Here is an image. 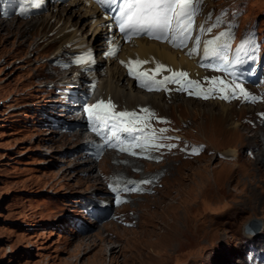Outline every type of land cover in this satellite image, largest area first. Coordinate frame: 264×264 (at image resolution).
I'll list each match as a JSON object with an SVG mask.
<instances>
[{
  "label": "rangeland",
  "instance_id": "1",
  "mask_svg": "<svg viewBox=\"0 0 264 264\" xmlns=\"http://www.w3.org/2000/svg\"><path fill=\"white\" fill-rule=\"evenodd\" d=\"M223 2L208 0L206 6ZM53 5L47 12L55 10ZM42 13L32 16L38 18L36 25L30 18H12L0 27V264L240 262L235 255L249 236H244V225L255 217L261 224L256 235L264 234V122H251L262 105L162 94L161 105L153 107L169 118L176 137L160 161L144 158L124 164L126 157L107 153L90 167L80 164L71 151L83 136L57 135L39 123L43 104H38L53 96L44 83L54 72L49 74L44 57L68 39L60 43L53 36L43 46L38 40L52 22L39 28ZM253 18L264 26V0H246L240 23ZM134 100L115 102L122 106ZM192 140L202 141L204 150ZM116 171L133 176L152 171L159 178L140 193L144 196L136 194L122 203L110 225L76 237L58 230V219L70 212L68 197L103 190V176ZM169 205L178 210L176 227Z\"/></svg>",
  "mask_w": 264,
  "mask_h": 264
},
{
  "label": "bare ground",
  "instance_id": "2",
  "mask_svg": "<svg viewBox=\"0 0 264 264\" xmlns=\"http://www.w3.org/2000/svg\"><path fill=\"white\" fill-rule=\"evenodd\" d=\"M53 6L55 10H53L52 12L46 11L42 13L41 15L42 19L39 20V22L41 23L40 24L41 27L38 26L39 28H42L43 24L47 25L48 22L50 21L52 22V24L47 30L50 32L47 33V31H45L44 34L42 35L43 43L46 42L47 39L48 40L52 39L53 36L55 38L54 41L59 40V38H61L59 40L60 43L63 42L66 36L68 39L65 42H70L71 45L80 43L82 41H87L88 38L91 39L95 35H98L99 37L102 36L103 30L105 29V27L101 25L100 23H98L101 21V19L98 17V12L94 5H91L87 2L84 3L83 0H65L62 2L54 1ZM95 11H96V17L93 18ZM29 18L31 21H33V24L36 25L35 20H37L38 18H34V17H29ZM6 21L7 20H4V21L0 20L1 22L0 27H2V25L5 24ZM77 22H82V23L77 24ZM84 28H87V32H85ZM86 34H89V36ZM209 41H211V43H209ZM212 42H213L212 38H206L204 39L202 46L209 47L212 44ZM56 47H54L53 50ZM62 47H63V44H62ZM97 48H100V47H97ZM60 49L61 48L59 47L56 51H59ZM117 58L144 59L145 66H151L155 64L156 61H159L167 65H172L173 67L187 68L192 73L194 71H197V72L202 71L194 66L192 59L187 58L186 55L178 49L170 48L165 43L157 42L155 40H149L143 37L135 38L131 45L129 44L122 45L121 50L115 59H108L107 65L104 70L101 69L97 71V73L104 74V76L97 80L95 93L101 94L102 96L109 95V97H112L115 101L121 100L122 97L125 98L127 102H128V99H132V98L137 99V100H134L132 104L129 103V105H126L125 104L126 101H123L125 102L124 106L126 107H131V106H134L135 104H145L147 102H151V104H153L151 106H154L155 104L161 105L160 104L161 99L159 97L162 95V93L160 91L159 92L149 91V92H157L158 94L156 95V94H150V93L143 92V90L141 89L140 91L139 90L135 91L136 89H135V86H133L131 79L127 78L124 75L123 67L121 68L119 67V64L117 63ZM70 77H73V76H70ZM120 79H124V82H126V83L123 82L122 86H120L118 83ZM174 94L176 95V93H173L171 97H174ZM182 97H185V96H182ZM188 97L193 98L191 96H188ZM195 99H198L204 102L209 101V100L223 101V100L211 99V98H208V99L195 98ZM223 102L226 104H229L235 101H231V102L223 101ZM247 106H251V104H247ZM49 130L51 129H48L47 131ZM52 130H55V129H52ZM104 156H101L98 161L103 159ZM136 160H139V159L132 158L131 156H126V158L124 159V164L131 163L132 165H135ZM91 165L92 164H89V167ZM138 166L139 165H137V167ZM145 176L147 175H140L139 177H145ZM140 195L144 196V194H140ZM170 206L171 205H169L170 209L168 210L173 212L172 213L173 216H171L172 217L171 225L176 227L178 223V218H179L178 210L176 209L175 205H172L175 209ZM106 224L110 225L111 223L109 222L103 223L102 227H104ZM258 230L255 232V234L259 232ZM112 247L113 246H111L110 248L112 249Z\"/></svg>",
  "mask_w": 264,
  "mask_h": 264
},
{
  "label": "snow or ice",
  "instance_id": "3",
  "mask_svg": "<svg viewBox=\"0 0 264 264\" xmlns=\"http://www.w3.org/2000/svg\"><path fill=\"white\" fill-rule=\"evenodd\" d=\"M191 6L192 0H137V3L134 5L135 11L131 15H129L123 23L120 24V31L125 32L127 29L138 30L142 28L148 30L150 33L159 32L160 35L156 36V38L165 39L167 38L166 34L168 32L174 33L177 30V27L181 32H184L186 30L187 25L184 24L183 21L186 16H188L189 21L191 20V16L186 12V10L189 9ZM174 25L176 27H174ZM173 39H175V35H173ZM209 43H211V41H209ZM162 67V65L159 66V68H157V71H159ZM129 74H133L132 69H129ZM136 75L137 78H139L142 74L137 73ZM185 75L186 74L182 72L175 73L172 77H167L165 81L161 83H179V78L184 77ZM213 83H218L221 85L224 84L223 81H213ZM188 84L191 85L192 82L189 81ZM237 89L240 91L241 94H244V89L240 87L239 84H236L235 87L231 89H228L225 85L223 88L220 89V91L222 93L226 91H231L232 95H235ZM193 94L199 95V93ZM203 98L207 99L209 97L207 95H204ZM221 98L228 99V96L222 95ZM110 107V103L104 104V102L101 101L98 102L96 105L85 109V111L89 112L90 116L94 115L95 119L100 120L102 122H106L108 119L121 120L122 118H134V114L131 113L120 112L117 113L115 116H108V114L105 113L104 116H101L99 112L96 111L100 109H108ZM129 123H131V121H129ZM115 127L116 125L114 124L113 128ZM93 130L95 131L96 129L94 128ZM121 130L131 132L133 129L130 127H124ZM121 150L124 151L126 149ZM144 183H149V181H144ZM131 190L135 191L136 189Z\"/></svg>",
  "mask_w": 264,
  "mask_h": 264
},
{
  "label": "water",
  "instance_id": "4",
  "mask_svg": "<svg viewBox=\"0 0 264 264\" xmlns=\"http://www.w3.org/2000/svg\"><path fill=\"white\" fill-rule=\"evenodd\" d=\"M256 222V224H254ZM260 228V221L252 217L247 224H245V230L249 233L256 232Z\"/></svg>",
  "mask_w": 264,
  "mask_h": 264
},
{
  "label": "built area",
  "instance_id": "5",
  "mask_svg": "<svg viewBox=\"0 0 264 264\" xmlns=\"http://www.w3.org/2000/svg\"><path fill=\"white\" fill-rule=\"evenodd\" d=\"M2 71H4V69L3 70H0V83L2 82V79L4 77V75L2 74ZM44 103H45V100H43V103H39L38 106L39 105H42ZM40 109H42V108H40ZM41 120H44V117L43 116H39V121H41Z\"/></svg>",
  "mask_w": 264,
  "mask_h": 264
}]
</instances>
